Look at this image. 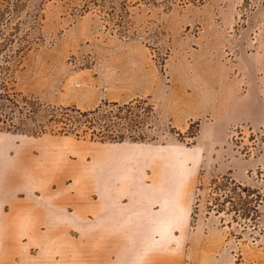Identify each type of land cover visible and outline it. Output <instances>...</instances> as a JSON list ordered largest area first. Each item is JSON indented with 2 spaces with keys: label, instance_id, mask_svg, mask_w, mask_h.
I'll list each match as a JSON object with an SVG mask.
<instances>
[{
  "label": "rangeland",
  "instance_id": "obj_1",
  "mask_svg": "<svg viewBox=\"0 0 264 264\" xmlns=\"http://www.w3.org/2000/svg\"><path fill=\"white\" fill-rule=\"evenodd\" d=\"M23 2L6 28L22 26L31 42L8 82L16 121L35 129L51 117L49 106L87 111L132 102L118 121L143 139L122 143L162 146L165 168L175 162L182 172L183 223L191 211L183 264H264V210L244 230L209 209L222 199L212 190L216 179L264 183V0ZM98 144L0 131V154L26 161L53 153L84 163Z\"/></svg>",
  "mask_w": 264,
  "mask_h": 264
},
{
  "label": "crops",
  "instance_id": "obj_2",
  "mask_svg": "<svg viewBox=\"0 0 264 264\" xmlns=\"http://www.w3.org/2000/svg\"><path fill=\"white\" fill-rule=\"evenodd\" d=\"M167 154L139 143L98 144L84 163L0 154V264H183L191 211L183 223Z\"/></svg>",
  "mask_w": 264,
  "mask_h": 264
},
{
  "label": "trees",
  "instance_id": "obj_3",
  "mask_svg": "<svg viewBox=\"0 0 264 264\" xmlns=\"http://www.w3.org/2000/svg\"><path fill=\"white\" fill-rule=\"evenodd\" d=\"M0 0V131H19L29 135L39 136L45 133H53L65 136H74L77 139H90L101 143H122L125 141L136 142L143 139L137 135L134 127L130 124L124 126L118 120L123 117L119 114L131 108L129 103H105L93 110L83 111L77 107H54L49 106L50 118L45 125L40 124L37 128L26 127V120L17 122L14 110L7 103L17 106V100L9 93L8 82L13 78V66L22 53L29 49L30 40L28 34L20 35L22 26H16L14 32L8 34L7 29L13 19L22 14L23 0ZM93 5L98 6L97 1ZM8 17V21L6 18ZM30 113H35L32 103L26 105ZM110 108L108 111L104 109ZM152 112V106H149ZM11 109H14L12 107ZM105 111V112H104ZM110 114H114L109 116ZM32 116V115H30ZM35 122V120H34ZM23 126V127H22ZM48 126L50 128H46ZM137 137H136V136ZM259 176L264 172L259 171ZM264 181V177L262 178ZM212 190L221 195L222 199H215V205L209 206L210 210L217 213H227L232 220L241 224L244 230L255 228L264 210V183L261 186H249L246 183L236 181L230 176H224L212 182ZM214 204V202L212 203ZM235 264H242L238 260Z\"/></svg>",
  "mask_w": 264,
  "mask_h": 264
}]
</instances>
